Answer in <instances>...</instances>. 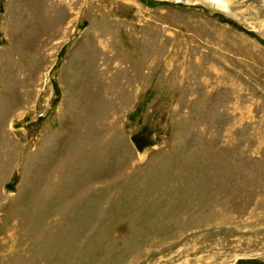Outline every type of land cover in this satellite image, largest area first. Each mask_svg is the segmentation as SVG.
<instances>
[{"label": "rangeland", "instance_id": "374dc122", "mask_svg": "<svg viewBox=\"0 0 264 264\" xmlns=\"http://www.w3.org/2000/svg\"><path fill=\"white\" fill-rule=\"evenodd\" d=\"M0 0V264H264V0Z\"/></svg>", "mask_w": 264, "mask_h": 264}, {"label": "bare ground", "instance_id": "6f19581e", "mask_svg": "<svg viewBox=\"0 0 264 264\" xmlns=\"http://www.w3.org/2000/svg\"><path fill=\"white\" fill-rule=\"evenodd\" d=\"M213 1H217V2H219V4L221 3V2H220L221 0H213Z\"/></svg>", "mask_w": 264, "mask_h": 264}]
</instances>
